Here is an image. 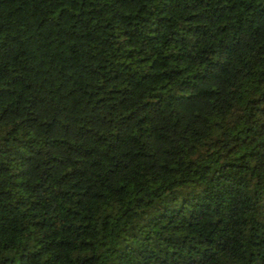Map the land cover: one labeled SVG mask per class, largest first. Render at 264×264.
I'll return each instance as SVG.
<instances>
[{"label":"trees","instance_id":"trees-1","mask_svg":"<svg viewBox=\"0 0 264 264\" xmlns=\"http://www.w3.org/2000/svg\"><path fill=\"white\" fill-rule=\"evenodd\" d=\"M0 264H264V0H0Z\"/></svg>","mask_w":264,"mask_h":264}]
</instances>
